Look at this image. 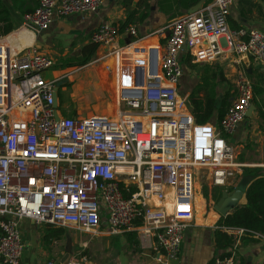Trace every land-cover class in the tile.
<instances>
[{
    "label": "built area",
    "instance_id": "built-area-1",
    "mask_svg": "<svg viewBox=\"0 0 264 264\" xmlns=\"http://www.w3.org/2000/svg\"><path fill=\"white\" fill-rule=\"evenodd\" d=\"M232 1L212 0L154 32L166 36L147 48L144 60L134 61V67L145 69L143 82L118 84L120 107L112 119H53L57 80L42 76L52 61L35 47L12 53L0 36V264H20L23 221L88 236L101 225L108 235L132 232L142 249L153 251L155 264H178L198 177L215 188H232L247 168L234 162L228 144L251 105L244 71H236L229 105L214 126L196 124L186 99L178 95L182 51L192 64L213 62L225 48L264 66V32L231 30ZM101 5L102 0H39L21 16L20 25L39 33L56 17L95 13ZM122 33L128 40L119 46L115 26L102 23L90 42L111 48L117 57L137 37L134 25ZM225 232L235 236V243L211 264H234L238 239L262 236L241 229ZM87 260L83 249L72 250L63 264Z\"/></svg>",
    "mask_w": 264,
    "mask_h": 264
},
{
    "label": "crops",
    "instance_id": "crops-1",
    "mask_svg": "<svg viewBox=\"0 0 264 264\" xmlns=\"http://www.w3.org/2000/svg\"><path fill=\"white\" fill-rule=\"evenodd\" d=\"M12 17L14 30L2 37V43L12 52L35 47L48 57L53 66L43 72V78L56 82V115L59 117L85 118L104 116L114 118L120 105L116 100V88L132 82L141 84L145 69L133 66L135 60H144L147 48L161 44L166 32L155 34L179 16L191 14V9L200 0H148V16L140 24H135L137 37L131 44L122 48L117 57L111 48L97 46L90 42V34L102 23L117 24L124 19L120 6L121 0H102L99 10L91 14H73L56 17L46 31L34 33L21 27V16L11 7L9 0H0ZM138 0H132L134 5ZM212 0H204L201 6ZM241 12V16H240ZM229 28L240 27L264 32V3L261 0H233L228 16ZM127 37L120 33L116 39L119 46L127 43ZM144 50L136 52V49ZM182 64V77L179 85L185 88L187 96L198 83L202 70L189 68L191 65L209 67V71L221 74L222 82L217 83L216 94L224 91L232 96L236 71L243 70L250 82H253V111L237 125L228 144L233 149L235 163L252 170L256 175H264V120L258 117V111L264 116V66L257 65L249 58L230 55L225 48L213 62L192 64L186 53L179 56ZM87 59L84 65H73L78 60ZM185 70V73H184ZM87 81L90 88L78 90L75 80ZM196 74H194V73ZM44 78V80H45ZM178 86V92H179ZM93 100L89 102L88 99ZM187 98V97H186ZM216 125L215 116L208 122ZM243 169V170H244ZM242 170V174H243ZM234 184V183H233ZM231 189V187L223 188ZM199 183L194 185V215L190 226L185 230L180 248L178 264H211L212 259L223 253L216 248L214 231L217 215L204 205L200 195ZM243 202V200H242ZM209 213V214H208ZM43 226H34L31 222L20 223L22 254L20 264H60L62 257L61 241L44 245L40 240ZM62 229V228H61ZM106 227L101 225L94 236L88 240H72L71 249H83L87 264H155L149 248L142 249L133 233V240L125 233L108 235ZM64 235L71 232L63 229ZM243 236L234 247V264H264V235L260 238Z\"/></svg>",
    "mask_w": 264,
    "mask_h": 264
},
{
    "label": "trees",
    "instance_id": "trees-1",
    "mask_svg": "<svg viewBox=\"0 0 264 264\" xmlns=\"http://www.w3.org/2000/svg\"><path fill=\"white\" fill-rule=\"evenodd\" d=\"M11 7L20 16L31 13L38 4L39 0H9ZM132 0H121L120 6L124 12L123 21L112 24L115 26L117 33L120 34L125 28L131 25L142 23L148 16V0H138L132 5ZM264 3V0H261ZM241 16V12H240ZM240 27L231 28V30H238ZM14 30V24L11 15L6 7L0 1V36L4 37ZM79 62L73 65H84L87 59L78 60ZM184 63L189 68H196V65L189 64L186 59ZM202 70V75L198 83L192 88L187 96V109L194 119L196 124H205L210 121L212 116H215L216 121L224 115L231 98L228 90L216 94L217 83L222 82L221 74L217 71H209V67H199ZM252 100L256 92L253 82H251ZM258 117L264 120V116L258 111ZM244 175L252 176L248 183L243 202L240 206L234 209L230 214L219 217L216 222V229L214 231V243L217 249L225 251L233 246L235 243V236L227 234L225 231L241 229L254 234L264 235V175H256L250 169L243 170ZM230 190V189H228ZM210 195L214 202L217 201L220 195V190L212 188ZM206 196V194H204ZM209 214V213H208ZM225 230V231H224ZM40 240L44 245L51 242H56L64 238V231L61 228H52L44 225L40 230ZM128 238L133 240V233L127 232ZM246 238H250L249 235ZM242 236V237H243Z\"/></svg>",
    "mask_w": 264,
    "mask_h": 264
},
{
    "label": "water",
    "instance_id": "water-1",
    "mask_svg": "<svg viewBox=\"0 0 264 264\" xmlns=\"http://www.w3.org/2000/svg\"><path fill=\"white\" fill-rule=\"evenodd\" d=\"M203 1L204 0H200L199 2H197L189 13H194L200 7V5L202 4ZM182 50H184V47L182 48ZM154 64H155V61H154V58H152V60H151L152 69H154ZM55 91H56V89H55ZM55 91L52 94V97H53L52 108L54 110L53 119L56 120L57 119V115H56L57 101H56ZM252 111H253V106L250 105L247 108L244 116L248 117ZM251 179H252V176L242 174L236 180V182L234 184H232L233 183L232 182L229 185V186H232V188L230 190H223L220 192L219 198L211 206V211L214 212L218 218L224 217V216L230 214L234 209H236L238 206H240L242 204L240 202L243 200L246 187H247V185ZM70 249H71V243L69 240H66L65 245H64V249H63V254H62V257L60 259V264H63L66 261L68 255L70 253Z\"/></svg>",
    "mask_w": 264,
    "mask_h": 264
},
{
    "label": "rangeland",
    "instance_id": "rangeland-1",
    "mask_svg": "<svg viewBox=\"0 0 264 264\" xmlns=\"http://www.w3.org/2000/svg\"><path fill=\"white\" fill-rule=\"evenodd\" d=\"M199 67H203V65H196L195 69H198ZM194 69V68H192ZM51 69H47L46 71H50ZM45 72V71H44ZM185 73V70H184ZM194 73V72H193ZM196 74V73H194ZM82 75V72H80L75 80V85L78 87V90L80 91H84V89H88L90 88V85L87 81H80V76ZM45 78V77H44ZM47 79V77L45 78V80ZM179 97L181 99H186V103H187V92L185 90V88L182 86V84L179 85ZM89 102H93V100H91L90 98L88 99ZM199 183V190L196 191V194L200 195V197L202 198V200L204 201V205L206 204L208 209H211V206L214 204V201L212 200V197L210 195V192L212 190V185L208 180H203L202 177H198V181ZM223 188H217V190H221ZM204 194H206V196H204ZM242 203V201L240 202ZM78 240V241H85L88 240V235L84 234V233H79V232H71L69 235H65L64 238H62L61 241V249H62V253H63V249H64V244L66 240H69L70 242L72 240ZM79 250V248H75V252H77Z\"/></svg>",
    "mask_w": 264,
    "mask_h": 264
},
{
    "label": "flooded vegetation",
    "instance_id": "flooded-vegetation-1",
    "mask_svg": "<svg viewBox=\"0 0 264 264\" xmlns=\"http://www.w3.org/2000/svg\"><path fill=\"white\" fill-rule=\"evenodd\" d=\"M223 190H227V189H221L220 192L223 191ZM64 245H65V244H64ZM71 251H72V249H70V252H71Z\"/></svg>",
    "mask_w": 264,
    "mask_h": 264
},
{
    "label": "bare ground",
    "instance_id": "bare-ground-1",
    "mask_svg": "<svg viewBox=\"0 0 264 264\" xmlns=\"http://www.w3.org/2000/svg\"><path fill=\"white\" fill-rule=\"evenodd\" d=\"M195 183H196V182H195ZM195 183H194V185H195ZM194 185H193V186H194ZM194 192H195V191H194ZM193 203H194V201H193Z\"/></svg>",
    "mask_w": 264,
    "mask_h": 264
}]
</instances>
